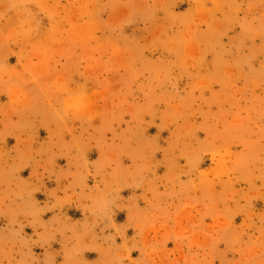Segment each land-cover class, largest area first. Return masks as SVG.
I'll return each mask as SVG.
<instances>
[{"label":"rangeland","instance_id":"1","mask_svg":"<svg viewBox=\"0 0 264 264\" xmlns=\"http://www.w3.org/2000/svg\"><path fill=\"white\" fill-rule=\"evenodd\" d=\"M0 264H264V0H0Z\"/></svg>","mask_w":264,"mask_h":264}]
</instances>
